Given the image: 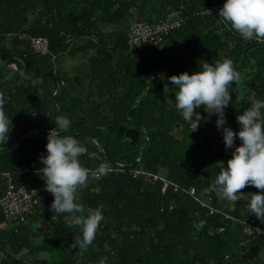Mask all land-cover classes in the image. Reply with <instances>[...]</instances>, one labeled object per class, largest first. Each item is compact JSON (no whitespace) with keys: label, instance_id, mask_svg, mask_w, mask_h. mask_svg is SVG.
Instances as JSON below:
<instances>
[{"label":"trees","instance_id":"1","mask_svg":"<svg viewBox=\"0 0 264 264\" xmlns=\"http://www.w3.org/2000/svg\"><path fill=\"white\" fill-rule=\"evenodd\" d=\"M225 2L0 0V94L12 125L0 143V174L37 187L43 198L23 221L5 222L0 213V264H264V242L240 224L264 229L247 211L248 194L259 190L247 186L236 202L210 190L241 142L226 150L217 116L203 107L198 127L186 122L168 80L230 59L242 77L225 109V127L236 133V117L264 100V41H245L216 15L200 14ZM173 18L184 20L181 28L129 51L133 22ZM32 37L47 40L46 53L32 51ZM71 50L82 54L83 75L57 67ZM61 115L71 122L61 135L87 149L81 165L110 169L78 193L86 209L102 206L104 217L83 253L71 247L80 229L69 226V214L50 210L54 197L33 172L43 167L39 157L47 156V136ZM138 170L150 176H133ZM161 173L169 181L164 190L152 178Z\"/></svg>","mask_w":264,"mask_h":264},{"label":"clouds","instance_id":"2","mask_svg":"<svg viewBox=\"0 0 264 264\" xmlns=\"http://www.w3.org/2000/svg\"><path fill=\"white\" fill-rule=\"evenodd\" d=\"M219 17L229 30L245 41H264V0H226L219 10ZM241 79L230 59L218 61L214 66L205 62L202 70L192 75L184 72L168 77L175 88L174 106L186 122H195L198 127L202 117L196 110L203 107L208 116H217L216 126L223 133L226 150L234 148L237 138L241 142L226 167L220 169L210 190L221 201L236 202L241 190L247 186L255 187L259 191L248 194L247 211L264 223V100H256L236 117L238 133L225 127V109L232 99L230 88ZM4 102L0 94V143L7 142V134L12 128L11 120L3 110ZM166 102L171 104L173 100ZM54 124L55 128L47 136V156L41 154L39 157L43 167L37 169L36 174L45 181V191L54 197L50 210L54 214H69V226L80 229L81 235L74 238L71 247L83 253L93 243L104 217L102 206L86 209L78 202V193L87 187L90 177L99 180L107 176L110 169L107 164H101L95 170L83 167L79 157L87 151L86 147L72 135H61L69 131L70 120L61 115L55 118Z\"/></svg>","mask_w":264,"mask_h":264},{"label":"built area","instance_id":"3","mask_svg":"<svg viewBox=\"0 0 264 264\" xmlns=\"http://www.w3.org/2000/svg\"><path fill=\"white\" fill-rule=\"evenodd\" d=\"M222 7L223 4L213 5L208 10L201 11L200 14H214L219 17V10ZM183 24L184 20L181 18H173L170 20L159 19L154 22H133L129 27L127 34V48L129 51H132L146 43L156 45L166 33L181 28ZM30 44L34 53L42 54L47 52L48 42L44 38L32 37L30 38ZM61 84H63V82H61ZM22 172L27 173L28 170ZM33 172L37 173V171ZM0 175L4 181V191L0 196V213L5 222H10L16 219L23 221L28 215L33 214L38 207H40L43 201L41 193L37 187L28 186L24 183H15L11 174L8 172H3ZM140 175L146 177L150 176L139 170L133 173V176ZM152 178L153 180L159 179L162 182V190H164L169 184V181L164 177L157 178V176L154 175ZM176 189L177 186H174V190ZM190 193L192 194L193 190H191ZM210 213H213L212 208H210ZM224 216L227 219L231 218L225 214ZM240 224L243 232L249 236L252 241L264 242V229L254 227L246 222H241ZM256 229H260V231L257 232ZM218 231H222V228H219Z\"/></svg>","mask_w":264,"mask_h":264},{"label":"rangeland","instance_id":"4","mask_svg":"<svg viewBox=\"0 0 264 264\" xmlns=\"http://www.w3.org/2000/svg\"><path fill=\"white\" fill-rule=\"evenodd\" d=\"M77 50H71L68 52V57L67 58H61L57 62V67H63L64 70L68 71L69 74H79L83 75L84 73L80 71V62L82 61V54L76 55ZM75 56V57H74ZM72 57V58H70ZM162 177L164 176L161 173ZM4 183L3 181H0V191L2 190ZM42 226V225H40Z\"/></svg>","mask_w":264,"mask_h":264}]
</instances>
